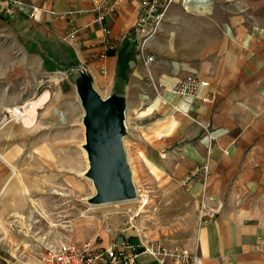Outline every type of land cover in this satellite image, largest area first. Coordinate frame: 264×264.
I'll return each instance as SVG.
<instances>
[{
  "label": "crops",
  "instance_id": "1",
  "mask_svg": "<svg viewBox=\"0 0 264 264\" xmlns=\"http://www.w3.org/2000/svg\"><path fill=\"white\" fill-rule=\"evenodd\" d=\"M17 1L6 5L0 0V16L25 22L36 33L22 45L21 60L33 65L31 77H42L44 71L76 70L71 80L79 93L95 92L120 121L114 126L118 132L123 130L119 142L124 145V136L130 133L133 146L136 136L138 152L169 177L180 178L208 160L204 186L193 179L182 187L197 209L203 202L215 215L195 228L184 248L200 253L203 264H264V22L249 19L264 11V0L257 5L233 0L220 6L228 13L227 20L210 26L222 35L206 43L196 39V48L185 56H177L173 49L162 52L156 48L157 41L139 52L136 36L129 30L143 0H123L106 16V34L92 22L91 0ZM41 40L57 52L43 54L36 47ZM105 40L111 53L100 57ZM121 54L126 59L124 70ZM148 55L153 60L146 61ZM190 74L208 82L200 99L171 91ZM0 102L1 109L11 101ZM0 160L2 191L11 174L4 171L8 161L1 156ZM200 213L201 209L198 218ZM122 230L100 235L98 241L78 242H91L93 249L122 241L140 245L139 235ZM141 249L137 247L135 264H157Z\"/></svg>",
  "mask_w": 264,
  "mask_h": 264
},
{
  "label": "rangeland",
  "instance_id": "2",
  "mask_svg": "<svg viewBox=\"0 0 264 264\" xmlns=\"http://www.w3.org/2000/svg\"><path fill=\"white\" fill-rule=\"evenodd\" d=\"M251 1L257 5L261 0ZM214 2L206 15L171 5L151 41H157L156 48L162 52L173 49L177 56H185L196 48V39L206 43L221 36V30L210 25L227 20L228 13L220 6L233 0ZM249 19L264 22V11L258 10ZM28 29L25 22L0 16V101H11L4 108L25 101L33 105L28 110L29 124L26 119L3 124L4 108L0 109V156L8 161L4 171L11 174L0 191V264H38L50 245L69 240L98 241L100 235L122 229L139 235L144 242L184 247L199 225L201 204L197 209L182 186L193 179L203 186L206 181L199 175L185 184L180 181L196 166L206 163L209 167L208 160L194 165L180 178L169 177L138 152L136 136V144L131 145L128 139L132 136L127 133L124 145L120 144L135 195L128 200L95 202L96 178L89 168L84 142L90 126L84 118L82 93L71 80L76 70L44 71L42 77H31L33 65L21 60L22 45L36 35ZM36 47L43 49V54L57 52L42 40Z\"/></svg>",
  "mask_w": 264,
  "mask_h": 264
},
{
  "label": "built area",
  "instance_id": "3",
  "mask_svg": "<svg viewBox=\"0 0 264 264\" xmlns=\"http://www.w3.org/2000/svg\"><path fill=\"white\" fill-rule=\"evenodd\" d=\"M6 5L17 4V0H1ZM123 0H91L94 18L92 22L99 25L101 31L106 34L108 28L105 24V18L108 14L114 13ZM178 4L186 12L193 14L206 15L211 12L213 0H143L140 12L131 26L129 32L136 36V44L139 52L143 53L147 44L154 38L155 33L160 29L163 18L173 4ZM74 12L70 10L69 13ZM104 47L100 53V57H105L111 49L108 40L104 41ZM153 60L148 55L146 61ZM208 85L205 79L190 74L180 78L173 88L172 93L181 96H189L191 98H202V91ZM24 102L21 105L7 106L4 108L1 122L6 124L11 120H15V116L10 112L12 109L20 111V120L22 118H30L28 110L33 108L32 104ZM17 121V120H15ZM199 175L203 182L209 176V167L206 163L202 166L194 167L189 174L180 181L185 184L193 177ZM205 207V208H204ZM215 211L206 208L201 202V213L199 217V225L206 224L214 217ZM141 247V252L152 255L157 264H203V257L200 253L191 252L184 247H166L161 243H148L140 239V245H134L128 241H122L120 244L109 245L97 249H93L91 242H74L65 241L56 245H50L38 264H135L140 251L137 247ZM16 264V263H13Z\"/></svg>",
  "mask_w": 264,
  "mask_h": 264
},
{
  "label": "water",
  "instance_id": "4",
  "mask_svg": "<svg viewBox=\"0 0 264 264\" xmlns=\"http://www.w3.org/2000/svg\"><path fill=\"white\" fill-rule=\"evenodd\" d=\"M82 99L84 118L90 126L86 141L90 167L96 178L97 199L94 201L107 203L133 198L135 188L127 175L125 154L116 141L123 132L121 127L119 132L114 128L120 121L109 113L104 100L95 92L82 93Z\"/></svg>",
  "mask_w": 264,
  "mask_h": 264
},
{
  "label": "bare ground",
  "instance_id": "5",
  "mask_svg": "<svg viewBox=\"0 0 264 264\" xmlns=\"http://www.w3.org/2000/svg\"><path fill=\"white\" fill-rule=\"evenodd\" d=\"M44 96H42L41 98H44L45 96H46V93H44L43 94ZM42 100H44V99H42ZM34 102H37V101H34ZM33 102V103H34ZM37 104V103H36ZM39 104V103H38ZM14 116H15V120H20L21 118H20V111L19 110H17V109H12L11 111H10ZM26 118H22V120L20 121V122H22L23 120H25ZM26 124H29L30 123V118H28V119H26V122H25ZM89 129H90V127L87 129V131L86 132H88L89 131ZM116 141L119 143V145L121 146V144H120V142H119V140L117 139V137H116ZM85 143H86V146H87V141H86V133H85V141H84ZM86 151H87V153H88V149L86 148ZM88 160V159H87ZM89 168H90V170H91V167H90V163H89ZM126 171H127V169H126ZM91 172L93 173V171L91 170ZM94 174V173H93ZM95 175V174H94ZM1 228H3V227H1ZM3 230V229H2Z\"/></svg>",
  "mask_w": 264,
  "mask_h": 264
},
{
  "label": "trees",
  "instance_id": "6",
  "mask_svg": "<svg viewBox=\"0 0 264 264\" xmlns=\"http://www.w3.org/2000/svg\"><path fill=\"white\" fill-rule=\"evenodd\" d=\"M110 53H111V51H108L107 54H110ZM125 62H126V59H124L123 56H122V54H121V57H120V63H121V66H120V67H121L123 70L127 68V66L125 65Z\"/></svg>",
  "mask_w": 264,
  "mask_h": 264
}]
</instances>
